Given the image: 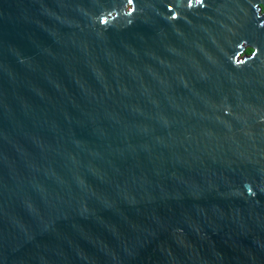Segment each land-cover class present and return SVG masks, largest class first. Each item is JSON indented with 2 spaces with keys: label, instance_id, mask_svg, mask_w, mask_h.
Listing matches in <instances>:
<instances>
[{
  "label": "water",
  "instance_id": "95a60500",
  "mask_svg": "<svg viewBox=\"0 0 264 264\" xmlns=\"http://www.w3.org/2000/svg\"><path fill=\"white\" fill-rule=\"evenodd\" d=\"M259 4L0 0V264H264Z\"/></svg>",
  "mask_w": 264,
  "mask_h": 264
},
{
  "label": "flooded vegetation",
  "instance_id": "af4514ba",
  "mask_svg": "<svg viewBox=\"0 0 264 264\" xmlns=\"http://www.w3.org/2000/svg\"><path fill=\"white\" fill-rule=\"evenodd\" d=\"M256 7L258 8V16H260V17L264 16V5L259 4ZM263 24H264V22L260 23L259 26H262ZM242 48H243V52H242L241 56H244V57L250 56L254 51V49L251 48L250 46H248L246 43L242 44Z\"/></svg>",
  "mask_w": 264,
  "mask_h": 264
}]
</instances>
